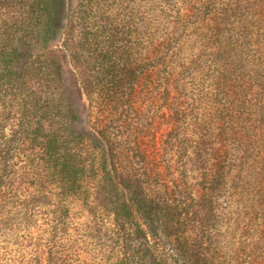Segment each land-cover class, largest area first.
Here are the masks:
<instances>
[{"label":"rangeland","instance_id":"obj_1","mask_svg":"<svg viewBox=\"0 0 264 264\" xmlns=\"http://www.w3.org/2000/svg\"><path fill=\"white\" fill-rule=\"evenodd\" d=\"M33 1L0 0V35L12 40L7 71L43 106L21 115L17 92H4L0 126L15 135L36 117L42 137L54 134L85 164L79 190L67 199L35 169L43 156L31 131L12 144L19 148L12 177L6 185L0 177V264L116 261L99 182L104 168L132 186V179L155 183L160 175L176 190L189 187L196 201L189 198L183 230L206 264H264V0H90L95 8L86 15L88 0H49L48 15L29 21ZM109 21L131 66L145 70L116 106L109 78L99 80L87 62L95 50L84 41L88 27ZM48 67L60 74L52 86L37 81L36 69ZM206 175L224 178L211 189ZM64 206L69 215L61 220ZM161 254L151 256L153 264L163 262Z\"/></svg>","mask_w":264,"mask_h":264},{"label":"trees","instance_id":"obj_2","mask_svg":"<svg viewBox=\"0 0 264 264\" xmlns=\"http://www.w3.org/2000/svg\"><path fill=\"white\" fill-rule=\"evenodd\" d=\"M49 7V0H34V11L31 13L29 21L47 16ZM94 8L93 1L88 0L83 12L85 15L89 14ZM106 26L103 29L86 27L84 41L95 50L93 53L95 61L91 57L87 62L89 65L90 63L96 64L99 80H102L103 76L109 78L111 82L109 84L110 104L116 106L124 102L122 96L135 92L136 78L139 77V73L141 74L145 70L141 69L140 71V69L131 66L130 51H123L117 41L120 38L119 29L114 27L110 21ZM11 42L8 33L0 35V96L7 97L8 95L4 92L9 93L10 90H15L17 93L13 96L19 98L20 114L37 113L43 106V99L36 95V92H31L29 86L20 84L19 79L7 71L13 54V49L9 45ZM161 45V43L158 44V46ZM155 49L157 48L155 47ZM47 70L36 69L37 81L52 86L59 80V70L50 67ZM88 72L85 73L90 74V71ZM30 118L34 117L30 116ZM6 119L8 120V118ZM43 126L42 121L35 117L29 123H20L15 135L10 136L6 132V127L0 126V177H2V184L6 185L12 177L10 173L14 166L12 153L19 149H13L12 144H22L27 140L28 132L31 131L39 143H35V146L43 156L37 157L33 161L35 169L53 177L60 195L68 199L79 190L83 173L81 166L85 163L81 162L75 154L67 152L68 149L55 139L54 134L48 133L42 137ZM63 130L68 132L69 127L66 125ZM16 136L17 138L14 139ZM104 136L108 138L109 135L105 134ZM104 171L99 182H103L105 187L108 198L105 208L109 213L111 212L113 224L110 238L118 251L116 261H110L109 264H153L151 256L155 252H162L161 256L164 258L163 262L158 264H167L169 258L172 264L208 263L209 257L204 251H201L199 246H190L183 230L192 213L189 209V198L196 201L189 187L182 188L181 185H176V190L170 187L168 179H161L160 175L154 179L155 183H153V178L144 176L143 179H132L134 181L132 186L126 183L124 177L123 179L119 178L105 168ZM220 178L224 177L222 175L219 177L206 175L208 188L214 189ZM37 191L39 192V189H36L35 193L30 192L34 194L29 193V195L38 198ZM33 198L31 201H34ZM210 214L211 212L207 211L202 217ZM59 215L61 220L62 217H68V207H60ZM52 263L54 261H48V264ZM56 264L68 263L64 259H59Z\"/></svg>","mask_w":264,"mask_h":264}]
</instances>
